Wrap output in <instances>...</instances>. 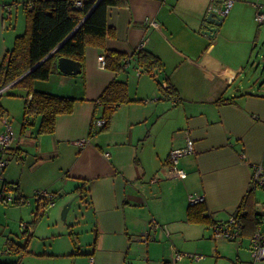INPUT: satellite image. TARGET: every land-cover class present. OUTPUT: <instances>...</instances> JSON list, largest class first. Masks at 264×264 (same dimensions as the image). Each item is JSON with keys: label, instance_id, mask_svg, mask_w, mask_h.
Segmentation results:
<instances>
[{"label": "crops", "instance_id": "1", "mask_svg": "<svg viewBox=\"0 0 264 264\" xmlns=\"http://www.w3.org/2000/svg\"><path fill=\"white\" fill-rule=\"evenodd\" d=\"M31 1L0 0V63L25 30L18 27L23 11L7 19L6 6ZM253 3L264 0H235L219 26L206 22L209 0H124L109 8L114 37L106 49L130 58L113 72L99 66L104 50L87 47L80 74L65 75L56 65L48 80L35 82L38 91L75 99L73 112L57 118L52 134H38L40 117L23 127L25 89L11 84L0 90V133L4 120L15 133L3 180L18 196L14 204L0 203V264H178L204 250L208 239L215 240L214 264H264L253 261L250 251L264 217V190L250 187L253 167L264 168V81L249 67L264 24L255 22ZM146 18L158 27L145 24ZM205 25L216 30L213 36L204 33ZM139 48L162 62L155 78L132 56ZM167 78L178 98L159 90ZM114 81L126 84L129 101L100 131L93 127L103 114L97 100ZM187 137L194 153L177 161L186 173L177 178L169 154ZM79 140L87 144L76 145ZM43 190L53 194L54 206L34 198ZM73 194L88 199L85 241L75 237L77 221L66 205ZM190 196L203 199L215 223L229 221L249 198L256 222L243 225L236 241L216 238L211 225L187 221ZM37 212L42 217L33 224ZM153 221L159 228L151 227ZM13 242L26 252L8 251ZM177 252L184 255L179 260Z\"/></svg>", "mask_w": 264, "mask_h": 264}, {"label": "trees", "instance_id": "2", "mask_svg": "<svg viewBox=\"0 0 264 264\" xmlns=\"http://www.w3.org/2000/svg\"><path fill=\"white\" fill-rule=\"evenodd\" d=\"M81 1L80 8L75 7L76 0H33L22 4L25 30L15 38L13 47L6 51L0 63V90L13 84L16 88L27 91L23 127L28 125L30 117H40L38 134H52L57 118L71 114L74 110L75 99L41 92L34 88L35 82L50 78L59 58H68L82 65L86 48L95 47L105 51L104 68L113 72L121 71L123 59L130 58V56L106 49L107 39L114 37L113 29L107 25V10L124 4V0ZM28 4H32V8H28ZM53 51L55 52L52 53ZM47 56L49 57L44 60ZM132 56H135L138 66L153 78H155L154 72L163 70L162 62L143 48L137 49ZM42 60L44 61L34 68ZM32 68L34 69L24 76ZM165 81L167 82L165 87L158 82L159 90L171 98H178V91L169 82V78ZM128 101L125 83L114 81L104 90L97 100V104L103 107L100 118L106 120V124L100 128V131L109 127L117 107ZM3 114L4 109L0 104V117ZM43 205L46 207L45 202ZM253 214L250 200L247 198L241 202L233 216L245 226L248 222L255 221V218L251 217ZM41 217L42 214L37 212L33 224ZM186 217L189 223L211 225V229L219 224L212 221L204 201L189 205ZM8 251L14 254L25 253L26 246L20 247L13 242L9 244ZM163 264L171 263L166 261Z\"/></svg>", "mask_w": 264, "mask_h": 264}, {"label": "built area", "instance_id": "3", "mask_svg": "<svg viewBox=\"0 0 264 264\" xmlns=\"http://www.w3.org/2000/svg\"><path fill=\"white\" fill-rule=\"evenodd\" d=\"M235 0H209V5L207 8V17L211 14H214L217 18H226L229 14L231 8L233 7ZM28 8H32V4L27 5ZM82 6L81 0H76L75 7L80 8ZM255 8V22L258 25L264 24V5L253 3ZM144 23L150 27L157 28L158 23L150 18H146ZM98 63L101 68L105 66L104 56L101 55L98 57ZM106 124L105 119H96L93 122V127L100 129ZM15 139V133L11 125L4 120V130L0 133V203L9 205L14 204L18 196L14 192V187L10 186L3 180V172L9 163V159L7 158V152L12 145ZM87 144V140H79L76 142L78 146H85ZM194 153V142L190 137L186 138V143L183 148L172 150L169 154V163H170V173L177 178H184L186 173L183 169L179 168L176 163L177 161L187 155H191ZM108 157V154H105ZM155 182V181H153ZM250 187L251 189L261 188L264 190V168L261 165H256L253 167V174L250 179ZM34 198L41 202L46 203V207L50 208L54 206V196L52 193L48 191H37L34 194ZM27 202V200H25ZM203 201L201 197L198 196H190L189 204H196ZM262 224H264V217L260 218L255 231L251 236V257L253 261H264V230L262 229ZM21 227L23 230L26 228L25 224H22ZM152 228H159V224L156 222L151 223ZM243 225L235 220L234 216H232L229 221L224 223H219L212 227L213 235L219 239H227V240H238L240 237V232L242 231ZM149 238L148 232L144 234V239ZM187 255V254H186ZM184 255L181 253H176L175 260H179ZM190 258L194 260L203 259V255L201 254H188ZM143 264V263H137Z\"/></svg>", "mask_w": 264, "mask_h": 264}, {"label": "rangeland", "instance_id": "4", "mask_svg": "<svg viewBox=\"0 0 264 264\" xmlns=\"http://www.w3.org/2000/svg\"><path fill=\"white\" fill-rule=\"evenodd\" d=\"M18 9L22 12V6L20 4L17 5H7L5 9V16L7 19H11L13 11H16ZM12 13V15H11ZM18 27L23 25V29H25V17L24 15H20L18 17ZM17 25V22L16 24ZM22 33V32H21ZM257 47L253 49V54L249 63V67L253 68V71H251V74L253 73L255 75V79L258 80L259 83H263L264 81V34L262 30L261 38L257 40ZM263 56V57H262ZM253 79L248 77V82H252ZM254 82V81H253ZM66 205L68 206V209H70V216L73 218H76L77 224L73 227L74 232L77 233L75 235L76 238H79V240L85 241L88 240L90 237V234L86 232V219L88 216H90L89 210H88V199L84 195L79 194H73L69 200L66 202ZM63 209L61 210V213L59 215V222L60 224H63L65 217L63 215ZM42 225H45L46 222H42ZM206 243V247L204 250H199L196 252L197 254L203 255L202 261H196L192 258H184L183 262H177L178 264H214L217 260H212V254L210 250V246L215 244L214 239H208L207 241H203ZM202 243V244H205ZM209 243V244H208ZM219 262V261H218ZM225 264V263H224Z\"/></svg>", "mask_w": 264, "mask_h": 264}, {"label": "water", "instance_id": "5", "mask_svg": "<svg viewBox=\"0 0 264 264\" xmlns=\"http://www.w3.org/2000/svg\"><path fill=\"white\" fill-rule=\"evenodd\" d=\"M222 21H223L222 18H217L214 14H211L206 18L207 23H213L217 26H219L222 23ZM203 29H204V33L210 37L213 36L216 32V30L214 28H212L210 25H205ZM55 51H53L52 53H54ZM49 56H47L44 60H46ZM44 60H42L40 63H38L34 68L39 66ZM57 66H58V69L60 70V72L65 74V75L75 76V75H78L81 73L80 63L76 62L74 60L68 59V58H59L57 61ZM34 68L29 70L26 74H24V76H26L28 73H30ZM24 76H22V77H24ZM65 208H67V207H65Z\"/></svg>", "mask_w": 264, "mask_h": 264}]
</instances>
